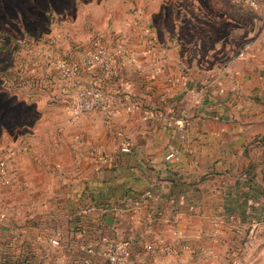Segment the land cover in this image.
<instances>
[{"label":"crops","instance_id":"crops-1","mask_svg":"<svg viewBox=\"0 0 264 264\" xmlns=\"http://www.w3.org/2000/svg\"><path fill=\"white\" fill-rule=\"evenodd\" d=\"M263 29L262 22L257 40L263 39ZM209 47L204 58L173 50L163 54L157 74L149 70L155 64L149 57L141 68L126 60L121 81L107 85L109 107L58 123L57 149L48 153L57 168L41 165L48 180L22 177L28 171L26 152L6 156L18 175L1 187L0 215L15 223L23 218L26 226L23 235L15 229L10 241L41 240L69 264H105L111 241H124L137 253L142 244L173 246L181 237L198 260L232 242L243 251L259 249L264 242V64L238 68L235 41ZM215 55L223 63L208 65ZM87 73L88 82L98 78ZM130 104L135 109L126 112ZM180 110L190 116L184 132L168 125ZM97 146L107 160L92 152ZM170 146L178 151L176 161L165 160ZM6 230L0 225V235Z\"/></svg>","mask_w":264,"mask_h":264},{"label":"rangeland","instance_id":"rangeland-1","mask_svg":"<svg viewBox=\"0 0 264 264\" xmlns=\"http://www.w3.org/2000/svg\"><path fill=\"white\" fill-rule=\"evenodd\" d=\"M237 3L235 0H0V158L11 159L17 150L26 152L23 155L28 156V171L22 177L34 182L48 180V170L41 165L57 168L55 158L48 153L57 149L56 134L61 129L58 123L64 117L78 116L73 112L71 96L79 80L84 84L90 79L84 71L83 57L93 36L109 41L114 49L119 46L125 57H134L136 61L131 58L133 61L129 62L132 65L141 68L143 59L149 57L155 63L150 72L162 66L161 61L171 50L187 58L189 55L204 58L209 46L229 45L231 41L236 43L238 68L260 67L264 64L263 56L259 55L264 54L260 49L264 37L257 40L256 29L262 22L264 25V3L256 10L250 9L252 14ZM252 43H256L254 47ZM252 54L258 57L253 58ZM162 55L163 60L158 61L157 57ZM220 57L215 55L208 65L222 64ZM60 58L76 64L78 72L72 77L61 76L51 63ZM199 62L207 64L200 58ZM121 78L105 80L104 91L108 93L107 85L120 82ZM45 135L50 136V142ZM31 148L36 150L30 151ZM16 175L15 169V178ZM11 218L8 214L0 215V225L8 229L0 235V264H69L59 261L60 257L41 240L26 244L22 237L16 243L11 242L15 229L20 235L26 231L23 218L18 223ZM242 239L250 244L246 237ZM183 240L180 237L173 243L175 251L169 255L147 251L146 243L138 248V254L129 248V262L264 264V242H260L261 250L245 247L244 251L229 242L214 248L210 259L198 260L189 253Z\"/></svg>","mask_w":264,"mask_h":264},{"label":"built area","instance_id":"built-area-1","mask_svg":"<svg viewBox=\"0 0 264 264\" xmlns=\"http://www.w3.org/2000/svg\"><path fill=\"white\" fill-rule=\"evenodd\" d=\"M236 2L245 4L250 9H255L264 3V0H235ZM122 49L118 46L116 49L109 45V41L93 36L90 40L88 51L83 57V67L87 72H94L98 78H93L92 81L84 84L79 83L74 88L72 97V109L74 114L91 113L97 110H104L109 107V102L112 101L110 95L104 91L103 84L105 80H119L122 77V66L126 60L133 61L134 57L129 55L125 57L121 54ZM124 57V58H123ZM123 58V59H122ZM133 60H132V59ZM158 61L162 60L161 56L157 57ZM136 61V60H134ZM55 65V68L59 74L65 78L74 76L77 71V66L66 58L56 59L51 62ZM155 67V66H154ZM162 66L155 67V72L160 71ZM153 72V73H155ZM172 82V79H168ZM75 87V86H74ZM204 98L200 95V99ZM126 112H132L135 109L134 104L125 106ZM174 123L176 128L180 132H184L187 126L190 124V116L186 110H180L177 120L168 122V125ZM126 148H128L126 146ZM126 150V149H125ZM92 152L102 160H107V153L99 146L94 147ZM165 160L176 161L178 160V151L174 146H170L165 154ZM15 176V170L12 166H9L7 157L0 158V187L9 186ZM150 192H147L149 195ZM89 211H93V208H89ZM56 243V241H55ZM129 246L124 241H111L107 244L105 249V264H130ZM145 249L149 252H158L162 254H173L175 251L172 246L161 244H146ZM88 253H92V248H87Z\"/></svg>","mask_w":264,"mask_h":264},{"label":"trees","instance_id":"trees-1","mask_svg":"<svg viewBox=\"0 0 264 264\" xmlns=\"http://www.w3.org/2000/svg\"><path fill=\"white\" fill-rule=\"evenodd\" d=\"M237 4H238L239 8H241L243 11L250 12V8L247 7L245 4H242V3H239V2Z\"/></svg>","mask_w":264,"mask_h":264}]
</instances>
